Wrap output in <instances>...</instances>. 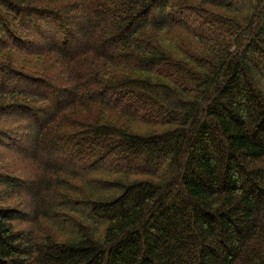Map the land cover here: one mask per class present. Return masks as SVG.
<instances>
[{"label": "trees", "instance_id": "1", "mask_svg": "<svg viewBox=\"0 0 264 264\" xmlns=\"http://www.w3.org/2000/svg\"><path fill=\"white\" fill-rule=\"evenodd\" d=\"M6 156L0 264H264V0H0Z\"/></svg>", "mask_w": 264, "mask_h": 264}, {"label": "rangeland", "instance_id": "2", "mask_svg": "<svg viewBox=\"0 0 264 264\" xmlns=\"http://www.w3.org/2000/svg\"><path fill=\"white\" fill-rule=\"evenodd\" d=\"M2 155H6V153L3 152ZM6 157L7 158H4V163H0V173L11 174L12 171L18 170V173L25 174V177L27 178L30 177L31 174L28 172L30 166L26 162H23V160L21 159L13 160L9 156ZM24 202H25V206L31 205V200H26ZM14 204H16V201L10 202L9 205H14ZM19 209L22 210L21 208Z\"/></svg>", "mask_w": 264, "mask_h": 264}]
</instances>
